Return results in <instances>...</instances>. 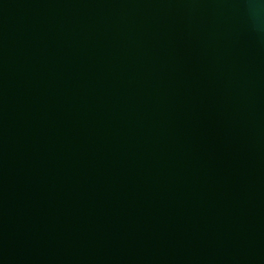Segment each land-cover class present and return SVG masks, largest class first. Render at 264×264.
<instances>
[{
  "label": "water",
  "instance_id": "water-1",
  "mask_svg": "<svg viewBox=\"0 0 264 264\" xmlns=\"http://www.w3.org/2000/svg\"><path fill=\"white\" fill-rule=\"evenodd\" d=\"M0 264H264V0H0Z\"/></svg>",
  "mask_w": 264,
  "mask_h": 264
}]
</instances>
